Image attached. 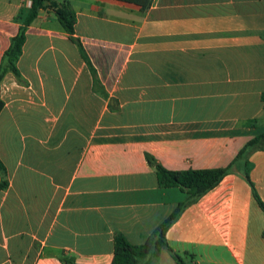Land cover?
Returning <instances> with one entry per match:
<instances>
[{
    "label": "crops",
    "instance_id": "crops-1",
    "mask_svg": "<svg viewBox=\"0 0 264 264\" xmlns=\"http://www.w3.org/2000/svg\"><path fill=\"white\" fill-rule=\"evenodd\" d=\"M0 83V264H110L113 239L142 245L187 200L170 171L230 168L165 234L185 264H264V0H51ZM30 0H0V61ZM104 94L105 98L100 94ZM142 264H176L165 248Z\"/></svg>",
    "mask_w": 264,
    "mask_h": 264
},
{
    "label": "trees",
    "instance_id": "trees-1",
    "mask_svg": "<svg viewBox=\"0 0 264 264\" xmlns=\"http://www.w3.org/2000/svg\"><path fill=\"white\" fill-rule=\"evenodd\" d=\"M127 4H133L140 7V13L143 14L152 4L153 0H119ZM40 11L51 13L58 21L62 29L67 33L70 41L77 47L80 56L86 63L92 76L94 89L99 86L96 73L91 66L81 43L74 37L75 15L68 5L64 3H55L51 0H30V6L25 13L20 11L17 16L20 25L17 33L10 39L8 48L4 51L0 61V83L6 74H11L15 80L26 85L20 76L16 62L21 54V48L24 43L26 28L35 20ZM105 98V95L100 94ZM4 107V102L0 98V112ZM249 150H260L264 152V133L248 140L244 147L238 152L237 156ZM147 163L152 166L156 173L158 186L161 188L177 187L187 194L186 202L179 204L175 210L161 222L154 231L147 237L142 245H130L122 235L116 234L113 239V256L110 264H142V262L157 248H165L176 264H185L184 261L174 253L166 244L165 234L168 228L176 220L180 212L188 205L196 202L201 196L212 190L222 178L227 174L231 165L226 168L202 169V170H183L170 171L163 168L154 157L145 154ZM0 173L5 174L4 166L0 162ZM244 178L248 183L253 198L259 209L264 215V203L258 197L255 189L245 173ZM5 186V182L0 183V187ZM264 238V229L262 231ZM64 264H74L62 260Z\"/></svg>",
    "mask_w": 264,
    "mask_h": 264
}]
</instances>
